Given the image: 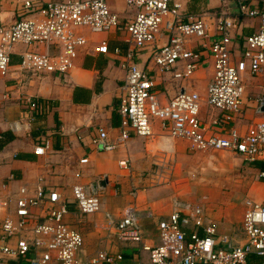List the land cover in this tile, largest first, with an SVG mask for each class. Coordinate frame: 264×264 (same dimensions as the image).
Segmentation results:
<instances>
[{"label":"built area","instance_id":"built-area-1","mask_svg":"<svg viewBox=\"0 0 264 264\" xmlns=\"http://www.w3.org/2000/svg\"><path fill=\"white\" fill-rule=\"evenodd\" d=\"M109 1L23 2L11 24H0V76L8 74L10 55L16 45L23 46L16 66L19 72L65 76L73 69L79 49L88 43L84 31L101 34L123 30L128 36V48L122 63L124 97L117 108L119 143L123 144L131 134L152 137V123L158 121L169 137L186 141L190 152L228 151L240 156L247 165L264 163V120L251 125L244 134L232 128L209 134L199 118L202 104L223 115L239 113L245 92L243 76H264V0H252L258 4L255 8L249 7L250 0H233L239 16L259 20L258 30L244 37L238 56L232 50V33L238 21L225 12L215 16L218 38L209 40L206 14L185 16L178 0H122L133 10L131 18L124 22L110 9ZM217 1L225 4L230 0ZM164 33L167 42L159 45ZM191 39L209 40L207 48L213 59V74L204 96L180 90L161 104L153 90L152 78L134 61L137 51L150 47L154 65L163 71L175 70L173 77L183 80L199 64L198 54L187 48ZM205 46L203 42L202 47ZM37 47L45 51L34 49ZM50 47L58 48L59 52L50 53ZM94 53L106 55L107 43H98ZM113 53L119 55V50L114 49ZM179 63H182L180 72L176 69ZM22 104L29 111L39 113L47 108V104L29 97H24ZM255 112L264 113V92ZM10 129L20 131L22 125L19 121L11 122ZM90 142L99 152L116 148L103 128L96 130ZM49 149V140L43 139L33 152L40 156ZM79 162L85 164L87 159ZM118 166L127 170L130 163L121 160ZM74 176L79 178L80 173ZM258 176L264 179V169ZM12 180L9 176L0 184V264H264V206L248 198L244 201L241 223L242 243H233L229 236L206 225L202 207L182 203L157 222L158 244L141 245L148 255L147 261L137 259L128 263L119 253L95 252L84 259L79 256L83 245L81 234L64 218L71 206L81 215L98 213L100 201L95 189L73 185L69 203L57 191L43 186L37 187L32 195H7ZM135 193L133 190L132 196ZM35 209L40 213H34ZM105 218L114 226L119 241L141 243L142 231L132 204L122 211L118 220L110 214H105ZM250 256L258 261L249 260Z\"/></svg>","mask_w":264,"mask_h":264},{"label":"crops","instance_id":"crops-1","mask_svg":"<svg viewBox=\"0 0 264 264\" xmlns=\"http://www.w3.org/2000/svg\"><path fill=\"white\" fill-rule=\"evenodd\" d=\"M25 1L59 0H0V24H11L16 19L18 7ZM118 1L122 5L116 9L114 5ZM178 1L185 16L206 14L209 40L218 38L217 13L225 12L236 18L238 23L232 33V50L237 56L244 37L259 28L258 18L239 16L237 3L233 0L225 4L217 0ZM248 5L258 7L252 0L248 1ZM109 6L122 22L133 15V10L122 0H110ZM84 34L88 43L79 49L73 69L65 76L19 72L16 66L23 46L16 45L12 49L9 72L5 77L0 76V184L7 177H13L5 193L12 196L21 193L32 195L37 187L43 186L57 191L71 203L73 185L95 189L100 201L98 213L81 215L71 206L64 218L69 226L81 234L83 245L79 256L82 259L95 252H105L122 254L128 263L137 259L146 262L148 255L141 245L152 247L158 244L157 222L167 218L176 205L182 203L202 207L206 225H212L217 233L229 236L233 243H242L244 201L248 198L264 206V196L260 200L259 196L250 192L243 199L237 234L239 241H236L230 236L232 230L226 225L222 226L221 212L216 210L205 214V207H212L215 202L210 200L209 192H203L205 194L199 202L193 196L197 192L194 181L200 170L212 164L214 152H190L186 141L169 137L158 121L152 123V137L131 134L123 144L119 143L120 116L117 108L124 97L125 70L122 63L128 48V36L123 30L101 33L97 38L86 31ZM209 40L203 41L205 47H202L203 42L195 39L187 43V48L198 54L199 64L193 74L183 80L173 77L175 70L163 71L156 67L150 47L137 51L134 61L152 78L153 90L161 104L167 103L180 90L194 91L204 96L213 74V59L207 48ZM102 41L107 43L106 55L94 53L95 46ZM166 42L164 33L158 44ZM34 49L45 51L43 47ZM114 49L119 50V55L113 53ZM49 51L53 54L59 52L54 47H50ZM176 69L180 72L182 63ZM245 78L249 76L244 75ZM24 97L47 104L46 110L40 113L29 111L22 104ZM255 107L244 98L239 113L223 115L202 104L199 118L209 134H220L230 128L244 134L251 125L264 120V113H256ZM16 121H19L22 129L13 132L10 123ZM99 128L106 130L109 141L116 144L114 150L99 152L93 148L90 139ZM6 136H11L10 140L5 141ZM43 139L49 140L51 149L43 155H35L34 147ZM84 158L87 162L81 164L79 161ZM121 160H127L130 168H120L118 162ZM250 166L258 174L263 170ZM76 172L80 173L79 178H75ZM259 186L264 189V180ZM133 190L136 191L135 196L131 194ZM130 204L135 207L142 231L140 244L119 241L114 226L109 225L105 218V214H110L115 221L118 220ZM33 211L40 213L39 209ZM249 260L258 261L254 256H250Z\"/></svg>","mask_w":264,"mask_h":264},{"label":"rangeland","instance_id":"rangeland-1","mask_svg":"<svg viewBox=\"0 0 264 264\" xmlns=\"http://www.w3.org/2000/svg\"><path fill=\"white\" fill-rule=\"evenodd\" d=\"M121 2H116L115 8L121 7ZM99 34H94L97 38ZM245 85L244 98L254 105L262 97L264 92V76L250 77L243 79ZM211 153V152H204ZM214 160L211 165H206L198 173L194 187L197 192L193 193L196 201H201L206 190L214 200L212 207H205V214L211 211L221 212L222 226L226 225L230 230V236L239 241L238 228L240 227L243 211V199L253 192L263 200L264 189L259 186L264 179L258 177V171L247 165L240 156L228 151L214 152ZM194 191V189H193ZM210 198V197H209ZM260 200L257 202H260Z\"/></svg>","mask_w":264,"mask_h":264},{"label":"trees","instance_id":"trees-1","mask_svg":"<svg viewBox=\"0 0 264 264\" xmlns=\"http://www.w3.org/2000/svg\"><path fill=\"white\" fill-rule=\"evenodd\" d=\"M6 140L5 141H8L10 140L11 136H6ZM255 167L259 168V169H264V163L263 162H255L254 164Z\"/></svg>","mask_w":264,"mask_h":264},{"label":"water","instance_id":"water-1","mask_svg":"<svg viewBox=\"0 0 264 264\" xmlns=\"http://www.w3.org/2000/svg\"><path fill=\"white\" fill-rule=\"evenodd\" d=\"M237 10H238V8H237Z\"/></svg>","mask_w":264,"mask_h":264}]
</instances>
